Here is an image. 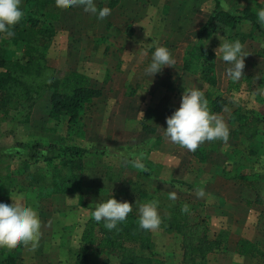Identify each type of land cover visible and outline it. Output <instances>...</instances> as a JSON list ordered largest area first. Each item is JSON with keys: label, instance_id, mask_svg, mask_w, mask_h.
Returning <instances> with one entry per match:
<instances>
[{"label": "rangeland", "instance_id": "1", "mask_svg": "<svg viewBox=\"0 0 264 264\" xmlns=\"http://www.w3.org/2000/svg\"><path fill=\"white\" fill-rule=\"evenodd\" d=\"M214 1L215 0H95L98 9L104 7L110 8V15L102 21H98L97 18L93 20V18L85 16L80 18V22L81 25L85 23L89 26H91L93 22V27H97L100 23V29L104 34L109 33L108 30L110 27L116 26L118 30L112 32L115 38L121 40L124 35H127L129 37H126L127 41L142 44L145 50L140 51L142 64L140 63L139 67L142 70L141 74L143 76L145 75L144 69L150 62L152 53L155 51L156 47L164 46L171 51L176 63L173 66L165 67L162 73L155 75L157 78V93L154 95L158 98L156 108L159 110L161 108V103L164 101L163 99L171 95H175L181 103L185 89L195 88L205 93L207 84L202 82L201 77L188 72H181V67L178 63L183 59V53L187 44L194 39L199 28L209 21L215 8ZM221 3L231 12L236 10L241 11L245 8H250L255 11L259 8H264V0H221ZM77 8L83 10L82 7ZM89 15L91 14L89 13ZM71 17H73V15L69 14L61 20L59 8L48 12L45 18L46 22H51L54 27L60 30V34H58L59 36L57 35L58 37H54L52 40L53 42L49 40L47 46H45L46 42L41 43L39 48L42 50L44 49L49 64L57 69L61 75L75 69H80L87 74L89 71L95 73L96 71L92 70V67H89L94 60L87 54L89 53L88 49H91V43L94 41L91 39L92 34H89L90 37H88V39L82 36L83 40L85 39L83 41L85 42L83 50H76V42L71 43L69 32L65 30L68 24L73 22L71 21ZM106 22H108V27H106L104 31L102 25L105 26ZM86 30L88 31V29ZM87 31L82 30V34L85 35ZM97 33L98 32H95L96 35ZM154 33L155 35L153 36ZM107 38L108 36L98 38L100 41L97 43L98 48H95L96 51H98L101 46L104 47ZM237 39L244 45V52L248 55L245 57L244 76L239 81H232L226 75V68L228 65L222 60L220 55H218L217 61L219 87L223 90L230 104L221 114L217 115L223 118L226 125H228L227 120L235 108L242 106L244 109L260 111L264 104V57L258 55V50L264 46V33H261L259 29L253 26L251 21L245 20L239 24L236 29L232 30L225 28L222 32L220 29H217L215 32L212 31V33L204 37L203 42L212 45L216 51L222 41H234ZM79 42L81 43V41ZM5 45L8 49L7 57L19 60L25 59L24 46L22 43L11 45L7 42ZM147 77L150 78V80L153 78L151 76ZM249 77H251V84H249ZM51 92L52 90L48 88L40 95L34 97L30 108L32 111L28 118H25L27 117V111H25L24 114L23 111L26 110L24 109L21 112L11 111V113L0 122V159H2L0 161V173L5 174L9 171L12 172L16 186L19 188L22 186V190L16 191L13 195L21 196L27 205L38 210L41 220L39 246L35 251H32L30 246L25 247L22 245L11 249L0 247V249H3L7 254L13 253L23 257V264H77L76 253L85 229V222L89 216H91L90 214H92V210L95 206L109 199L111 195L118 201L130 202L128 196L114 192V190L112 193H107V196L96 194L97 192L95 191H93L95 193H91L87 185L83 186L81 192L71 195H59L56 199L53 197L54 199L52 198L50 202L42 204L41 207H43V209L40 210L37 208L38 198L36 189L27 182L31 173L47 169V163H34L27 159V150L23 148H20L22 153H17L19 150L17 143L20 141L26 142L29 145H33V143L38 141L43 143L58 141L70 143L73 141H81V143L86 144L90 148L92 154L94 150H98L96 151L98 153V158H95V155H89L87 157L86 162L88 167L86 169V184H108L111 187L116 185L115 182L118 178L111 176H109L110 178L108 176L98 177L100 176V167L106 170V167L112 165L111 171L114 173L119 171L121 177L132 173V169H127V167L124 166L123 159L122 161L116 160L118 155L112 153L113 151H106L105 147L102 145H91L89 143V138H92L93 135L98 137V133L93 131V129H89V126H92V121L89 117L90 113L88 110L84 117L90 120V122L85 125L86 128L84 127L86 131V136L84 138L80 137L81 134L78 136L74 135L75 133L71 134L72 130L70 131L69 129L67 116H62L60 120L52 119L49 115ZM161 92L164 95L162 100H159L162 95ZM144 120L142 124H139L140 130L143 128L146 133H150V128ZM133 145L138 146L137 148L134 147L137 151L129 150L126 151V154H136L140 148H144L143 150L146 151L149 150V146L145 144L143 146ZM253 145L256 148L255 154H249V151L242 155L238 154V160L236 157L230 158V156L229 159L222 151L218 155H214V159L216 157L214 162L218 164V167L220 166L219 168L225 166L231 169L238 165L236 162V160H238L240 164L253 167L254 172L261 174L264 171V130L260 134V137L254 141ZM228 147H226L227 151ZM231 148L234 149V146L231 145ZM103 149L104 151H102ZM101 151L103 154L106 153L107 155H100ZM229 152L231 153V149H229ZM45 153L46 155L52 154L50 150H46ZM132 156H130V158H133ZM214 162L211 163L212 169L216 166ZM96 167L98 169L94 171ZM108 174L110 173L107 172V175ZM147 182V184H149V181ZM181 182L183 181H179L178 184L182 187L183 185L180 184ZM185 186L186 185L181 189L177 186V189H175V191L178 192L177 196L181 194L187 197V195H189L187 191L189 188ZM93 196H96L97 199H95L96 197L93 198ZM194 197L193 193H190V198L195 199ZM207 221L209 222V220ZM59 222L61 226L58 225ZM65 224H67L65 226L66 228L64 227ZM209 225L212 236L223 235L224 237H230V231L225 230L218 233V223L211 224L209 222ZM257 227L261 231V242L264 243V217L261 218ZM153 239L156 242V249L152 255L156 260L161 261V264H181L183 257L181 237L175 232H167L163 221L159 229L153 231ZM150 252L152 251L145 250L141 253L150 254ZM225 253L226 255H223ZM107 258H109L110 264L119 263L118 259L107 254L96 257L94 261L104 264ZM209 262L210 264H258L257 259L254 257H239L237 254L231 255L226 251L212 256Z\"/></svg>", "mask_w": 264, "mask_h": 264}, {"label": "trees", "instance_id": "2", "mask_svg": "<svg viewBox=\"0 0 264 264\" xmlns=\"http://www.w3.org/2000/svg\"><path fill=\"white\" fill-rule=\"evenodd\" d=\"M214 4L215 8L209 21L199 28L185 50L183 69L200 76L202 82L207 84L204 95L210 110L217 114L230 104L219 87L218 55L216 56L212 45L203 42L204 37L217 29L221 32L225 28L236 29L245 20L251 21L261 33H264V30L257 23L255 10L245 8L231 12L222 5L221 0H215ZM22 6L24 17L14 29L15 36L13 38L0 36V122L11 111L21 112L24 109L26 110L23 113L27 111L25 118H28L34 97L50 88L52 90L50 117L60 120L62 116H67L71 134L75 133L76 136L81 134L80 137L84 138L86 131L82 114L95 98L103 94V90L95 87L88 75L82 71L75 69L63 75L59 74L57 69L49 64L44 49L39 48L41 43L46 42L45 46H47L49 40L56 34L53 24L45 20L48 12L61 7L56 0H22ZM7 42L11 45L22 43L25 59L7 57L8 49L5 45ZM258 55L264 57V46L258 50ZM227 124L229 140L226 143L216 140L202 144L193 152L199 161L214 162L213 156L222 151L228 158L236 157L238 160V154L242 155L247 151L249 154H255L256 148L253 143L264 130V104L260 111L244 109L242 106L235 108ZM17 146L19 147L17 153H22L20 148L27 150V159L34 163H47V169L31 173L27 182L36 189L37 207L40 210L43 209L42 204L50 202L54 195L82 191L86 160L91 152L86 144L81 141L70 143L38 141L29 145L20 141ZM46 150H50L52 154L46 155ZM238 160H236L238 165L228 170L226 174L247 187H255L261 174L254 172L253 167L240 164ZM145 166L155 171L152 161L146 159ZM131 188L130 204L133 205V211L127 220L118 226V231H109L103 223H96L92 214L87 219L76 253L77 264H100L94 259L103 254L118 259V264H161V261L156 260L152 255L156 249L153 231L142 230L138 225V205L151 200L158 201V211L165 230L175 232L181 237L183 249L181 264H210L209 255L223 248L226 238L223 235H211L209 222L195 213L191 198L179 195L172 200L153 192L149 186H144L139 180L134 181ZM19 190H22V186L20 188L16 186L12 172L0 173V199L11 201L12 195ZM185 205L188 206V211L182 212L181 209ZM145 250L152 252L142 254L141 252ZM236 251L240 256L254 257L258 264H264L262 242L240 238L236 244ZM0 264H23V257L13 253L7 254L0 249ZM104 264H110L109 258L105 259Z\"/></svg>", "mask_w": 264, "mask_h": 264}, {"label": "crops", "instance_id": "3", "mask_svg": "<svg viewBox=\"0 0 264 264\" xmlns=\"http://www.w3.org/2000/svg\"><path fill=\"white\" fill-rule=\"evenodd\" d=\"M59 11L61 20L66 15H73L71 17L73 22L68 24L65 30L69 32L71 43L76 42V50H83L85 45L83 41L90 37V33L92 34V41L94 40L87 54L94 60L89 67H92V70L97 73L89 71L87 74L79 69V71L88 75L95 87L103 90V94L95 98L93 103L82 114L85 127L90 122L84 117L87 110L89 111L92 126L88 128L98 133V137L93 135L92 138H89V143L91 145H102L106 151H113L112 153L118 155L116 160L122 161L123 159L124 166L127 169H132L131 175H123L124 177H121L119 171H116V173L111 171L112 165L104 166L106 170L100 167V176L98 177L111 176L118 178L115 182L116 185L111 187L108 184H86V169L88 167L86 162L83 186L88 185L89 192H97L96 194H102L103 196H107V193H112L114 190V192L128 196L131 202V187L136 180L141 181L144 186H149L153 192L168 198L170 193H175L177 196L178 192L175 191L177 186L181 189L186 185L185 187L189 188L187 197L190 198V193L195 196V199L191 198L194 203L195 213L209 220L211 224L218 223V233L225 230L230 231V237H225L227 241L223 248L219 253L210 254L209 259L224 251L231 255L237 254L239 257H245L240 256L236 251V244L240 238L261 242V231L257 226L261 218L264 217V171L261 173V178L255 187H247L242 183L239 184L238 181L226 174L230 170L228 167H226V170L225 166L219 168L220 166L216 165L212 169L211 163L213 161L201 162L193 155V152L167 140L163 129L167 127L166 118L171 116L180 107L181 103L175 95H171L163 99L164 101L161 103L159 110L156 108L158 98L154 94L157 93V78L154 77L150 80L147 76H143L139 67L140 63L142 64L140 51L145 50L143 45L127 41L126 37L129 38L127 35H124L121 40L115 38L112 32L118 30L116 26L110 27L109 33L104 34L100 29V23L97 27H93V22L91 26L85 23L81 25V17H91L93 20L97 17L93 14L89 15V13L79 10L77 7L75 9L59 7ZM106 27H108V22H106L105 26L102 25V29L105 31ZM55 30L56 34L54 37L60 34V30L56 27ZM82 30L87 31L85 35L82 34ZM95 32H98L97 35ZM82 36L85 37L84 40ZM102 36H108V38L104 47L101 46L96 51L95 48H98L97 43L100 41L98 38ZM54 37L50 40L51 42H53ZM184 55L185 51L182 61L178 63L181 67V72H186L183 69ZM163 95L162 93L159 100H162ZM143 120L149 126L150 133H146L143 128L140 130L139 124H142ZM133 144L148 145L149 150L146 151L143 150L144 148H140L137 153L133 152L136 154H126V151L129 150L137 151L134 147L137 148L138 146ZM96 151L98 150H94V153L89 155H95V158H98ZM102 151L100 155H107L106 153L103 154ZM141 154L144 157L142 160L144 165L146 159L152 161L155 171L149 170L146 166L144 169H136L133 166L132 162ZM130 156L133 158H130ZM214 160H216V157ZM96 169L98 168L96 167L94 171ZM107 172L110 174L107 175ZM147 181H149V184H147ZM179 181H183L185 184L181 182L180 184L183 185L181 187L178 184ZM200 188L206 192L204 198H198L196 195V190ZM59 195L66 194L54 195V198L56 199ZM58 225L61 226L60 222ZM223 255H226V253Z\"/></svg>", "mask_w": 264, "mask_h": 264}, {"label": "clouds", "instance_id": "4", "mask_svg": "<svg viewBox=\"0 0 264 264\" xmlns=\"http://www.w3.org/2000/svg\"><path fill=\"white\" fill-rule=\"evenodd\" d=\"M62 8L82 7L86 13L93 14L98 20H103L110 15L111 9L104 7L98 9L95 0H56ZM24 17L22 0H0V36L13 38L14 29ZM257 23L264 27V8L256 10ZM220 55L228 65L226 75L232 81H239L244 75L245 57L244 45L240 40L222 41L216 56ZM176 63L171 51L164 46L156 47L151 60L144 69L147 76L155 77L162 73L165 67ZM51 80L52 77L50 76ZM167 127L164 136L173 144L195 152L205 142L229 140V129L220 116L213 113L204 92L200 89H185L181 104L173 114L166 118ZM143 156H138L132 163L136 169H144ZM198 198H204L206 192L200 188L196 190ZM169 198L176 199L175 193H170ZM182 212L188 211L185 205ZM133 211V205L126 201H118L114 196L99 203L92 210V218L96 223H103L109 230H119V225L124 223ZM138 225L145 231H156L162 220L158 211V201L151 200L138 205ZM41 235V220L38 211L25 203L21 196L12 195L11 201L0 199V247L9 249L17 246L29 247L35 251L39 246Z\"/></svg>", "mask_w": 264, "mask_h": 264}]
</instances>
